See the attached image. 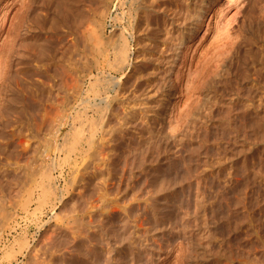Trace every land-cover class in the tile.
I'll return each mask as SVG.
<instances>
[{
	"label": "rangeland",
	"instance_id": "1",
	"mask_svg": "<svg viewBox=\"0 0 264 264\" xmlns=\"http://www.w3.org/2000/svg\"><path fill=\"white\" fill-rule=\"evenodd\" d=\"M105 1L109 3V8L101 25L102 28H90L91 30L88 31V24L91 22L89 20L95 17L96 12L100 10L101 3ZM146 1L147 4H145ZM151 1L0 0V12L6 10L9 14L6 11L0 13L1 16L8 15V18H0L2 19L0 34L4 33L2 36L6 38L10 37L11 44L7 41L13 49L11 54L13 78L11 81L14 94L11 96L10 105L18 106L20 100L17 99L25 94V103L31 109L26 105L27 110L32 111L29 116L36 114L37 116L34 117L35 119L39 117L37 119L39 123L41 116L47 114L44 116L47 117L44 122L46 126H43L45 133L39 130L40 134L37 132L38 127L33 125L37 122L36 120L24 128L27 129L26 131L20 125L9 124L12 127L16 126L15 129L18 128V130L20 127V130L26 134L22 131L18 133L10 126L8 128L3 121L0 122V207L4 205L3 215L8 216L11 213L15 215L8 216L9 221L4 216L5 228L0 227V264H25L26 258H22L21 253L34 249L38 251L42 249L41 252L43 249L56 252L53 261L46 259L45 264H264V188H260L257 184L258 178L264 176V13L261 18V13L264 11V0H259L260 2L258 0H236L235 2L239 5L246 3L247 6L244 4L243 7L247 10L242 7L241 10L245 13H241L243 11L238 10L240 7L236 3L235 9L231 12L238 10L239 17L235 19L236 22L233 21V24H230V28H225L227 30L221 28L227 27L222 26L221 23H225V20L233 14L226 12L230 9L226 8L228 0H153V4ZM206 6L211 12L204 17L205 15L201 14L200 10L204 7L206 9ZM259 7L263 9L260 12ZM255 8H257L256 11ZM248 10L252 12L249 13ZM221 11H224L223 15L218 17ZM246 11L250 17L246 15ZM196 13L203 19H200ZM195 15L198 18L195 19ZM251 15L256 16V23L261 21L257 23L260 24L259 26L254 25L256 24L255 19L252 22L254 17ZM214 17L221 21V23L218 22L219 25L221 24L218 30L214 28L216 26L214 24L218 21ZM241 19H245L246 22L251 20L249 23H254L250 24V31L248 23ZM145 22H148V25ZM239 25H244L246 28ZM168 27H171L170 31H167ZM220 28L222 30H219ZM216 31L217 34L225 31L222 34L227 35L226 37L221 33V36L217 35ZM93 35H96L95 38ZM228 35L232 37V40L228 38ZM214 36L220 37L216 39ZM233 40L236 44L232 42ZM225 41H228L227 44L230 45H227ZM223 43L228 47L222 45ZM182 50L187 51L186 61L190 66L191 75L186 70L184 74L170 76L168 68L170 57H173L174 52L177 54ZM122 53L124 55H121ZM225 57L232 59L229 60L230 62L223 63ZM210 68L220 73L216 71V74H213L215 71H212V75H207V80H205L207 82L208 79L213 78L212 83L209 80V85H206L203 81L205 85L198 86V76L202 77L207 69H209L206 73L208 74L211 72ZM222 70L226 74L225 72L223 74ZM221 72L222 75L218 76ZM213 75L217 78L216 80ZM169 77L170 82H168ZM190 79L198 83L195 84L197 87H201H195V89ZM114 85L117 92L112 89ZM187 85L193 86L194 89L187 91V87L190 88ZM135 94L137 99L132 98V100L134 102L135 99L133 104L138 103L137 106H140L138 107L139 116L137 115L140 118L133 119L128 130L123 135L115 136L114 139L117 140H113V144L111 142L108 144L109 142L99 134L102 126L100 122L103 121L105 125L107 121L103 113L107 112L106 101L111 102L112 98L116 97L117 100L113 101L111 107L120 111L119 108L125 103V98L131 95L135 97ZM221 101L225 104L230 101L228 105L226 104V109L215 107L217 105L215 102ZM61 102L63 105L60 104ZM56 110H60V113ZM255 110H258V114H254ZM49 111L51 114L58 112L55 114H61L62 118L55 114L51 115ZM79 113L88 115L90 123L85 122L84 127L80 125L81 120H77L78 130L83 127L86 131L90 129L97 131L96 135H98L95 136L92 148L88 144L80 146V141L75 150L73 149L74 152L72 150L70 154L65 149L66 145H69V141L72 143L78 139L74 137L76 135L74 128L70 124L65 125V122L70 121L71 115L78 117ZM100 114L103 120L97 124ZM52 120L55 125L57 124L56 128L60 126L61 131L60 136L58 135L54 141L49 140L46 134L48 132L47 123ZM232 130L233 132L248 131L250 134L251 131L255 132H252V138L250 136L247 145L243 147L237 145V147L229 140ZM41 137H43V142ZM108 145L117 146L111 148ZM216 146L222 148V155L215 170L209 162L213 153L218 150ZM112 149L114 152H111ZM1 150L6 151L3 153ZM39 151L46 152L47 157L45 154L42 156ZM106 151L115 157L112 158L113 155L111 156ZM96 153L97 156H95ZM89 162H92L91 165ZM106 164L111 168H108ZM28 165H31L34 172ZM101 165L104 167L102 168ZM106 169H110L108 172L116 169L112 171L113 174L116 173L115 177L111 175L112 173H109V177ZM72 172H74L73 175ZM23 174L24 177H22ZM14 176L22 178L17 180L18 178L14 179ZM107 181L109 184H112L111 182L114 184L108 185ZM28 183L30 185L26 186ZM118 185L123 189L122 194H119L121 197L117 198L123 201V203L121 201L122 205L127 206L130 212L127 218V216H122L123 213L119 214L120 209L116 210L120 216L118 214L113 216V220L109 223V235H104L105 232L96 226V229L93 227L89 231L97 233L93 232V235L86 232L88 234L86 236L80 233L75 234L70 230L66 232L60 228L63 226L61 216L64 217V215H73L72 220L78 221L79 219L80 222L81 219L84 221L86 218L88 221L89 213H91L89 219L95 221L98 211L101 213L102 210L104 216L100 214L98 218L102 216L103 218H100L105 219V214L108 215L109 210L106 203H109L107 201L111 199ZM106 187L112 189L113 193L110 191L112 193L109 194L110 196L105 194ZM13 189L21 191V194L15 192L19 197L11 192ZM45 191H48L46 192L48 195H42ZM116 196H118L117 192L112 198ZM104 200L106 203L102 204ZM8 201L11 204H8ZM12 201L16 202L15 205ZM89 206L91 209L96 208L91 210ZM85 207H87L86 211L84 209L83 211L82 208ZM103 208L108 210L105 211ZM74 210L78 211L74 212ZM70 211L75 214H71ZM132 221H137V224L139 222L140 227L137 229H142L141 233L137 229L136 231L130 228ZM125 224L127 228L130 225L129 231ZM137 232L142 236L139 237ZM76 235L79 237H75ZM91 235H97V238L91 239L92 237H89ZM129 235L133 238H128ZM79 238L83 240L80 239L81 242L87 239L86 244L81 243ZM75 244H81L78 246L80 250ZM28 258L27 263L30 261Z\"/></svg>",
	"mask_w": 264,
	"mask_h": 264
},
{
	"label": "bare ground",
	"instance_id": "2",
	"mask_svg": "<svg viewBox=\"0 0 264 264\" xmlns=\"http://www.w3.org/2000/svg\"><path fill=\"white\" fill-rule=\"evenodd\" d=\"M149 1V0H148ZM189 1V0H188ZM202 1V0H201ZM208 1V0H207ZM236 0H228V4H227V6H226V8H230V9H227L226 10V12H231L232 11V9H235V6H236V3L237 2H235ZM255 1V0H254ZM257 1V0H256ZM259 1V0H258ZM261 1V0H260ZM259 1V2H260ZM8 2H10V1H8ZM153 2V0L151 1V3ZM157 2V1H156ZM194 2H196V1H194ZM200 2V1H199ZM247 2V1H246ZM197 3V2H196ZM255 3V2H254ZM264 3V2H263ZM2 4V3H1ZM5 4V3H4ZM9 4V3H8ZM7 4V5H8ZM102 5L100 6V10H98L97 12H96V15H95V17L92 19V20H89V21H91V22H89V24H88V26H89V29H88V31L89 30H91L90 28H98V27H101V25H102V23H103V20H104V18H105V16H106V14H107V11H108V8H109V3H107V1H105V2H103V3H101ZM143 4V3H142ZM145 4H147V1H146V3ZM153 4V3H152ZM151 4V5H152ZM242 4V3H241ZM245 5H246V3H244ZM244 4H242V5H239L238 3H237V5H239V7H240V9H238L237 7H236V9H238L239 11H243V12H241V13H245L244 12V10H241V8L244 6ZM258 4V3H257ZM259 4H261V3H259ZM7 5H5V6H7ZM137 5V4H136ZM199 5H201V3L199 4ZM253 5V4H252ZM10 6V5H9ZM205 6V5H204ZM247 6V5H246ZM254 6V5H253ZM257 6V5H256ZM146 7V6H145ZM154 7H155V5H154ZM234 7V8H233ZM255 7V6H254ZM258 7V6H257ZM261 7H262V5H261ZM9 8V7H8ZM8 8H6L7 10H9ZM164 8V7H163ZM195 8V7H194ZM243 8H245V7H243ZM242 8V9H243ZM253 7H251V9H252ZM260 8V7H259ZM258 8V9H259ZM4 9V8H3ZM154 9V8H153ZM156 9V8H155ZM154 9V10H155ZM196 9V8H195ZM197 9H199L198 7H197ZM246 9V8H245ZM256 9L257 8H255V11H256ZM192 10V9H191ZM191 10H190V12H191ZM238 10H236L234 13L233 12H231V16L230 17H228V19L227 20H225V23L224 22H222L221 23V21L220 20H218L219 18H216V17H214V18H216L218 21H216V24H214V25H216L214 28L216 29V30H218V28H219V26L221 27V24H222V26H227V27H221V28H223V29H225V28H230V26L233 24V21H235L236 22V18H238L239 17V11ZM247 10V9H246ZM261 10H263L262 8H260L259 9V12L261 11ZM6 11V10H5ZM5 11L3 10V11H1L2 13L4 12L5 13ZM11 11V10H10ZM249 11V10H248ZM251 11V10H250ZM250 11H249V13H250ZM254 11V10H253ZM254 11V12H255ZM258 11V10H257ZM0 12V13H1ZM151 12V11H150ZM156 12V11H155ZM160 12V11H159ZM168 12V11H167ZM193 12V11H192ZM199 12V11H198ZM210 12H211V10L209 9L208 10V7L206 6V9H205V7H204V9L203 8H201V10H200V13L201 14H203V15H205L204 17H206L207 15H209L210 14ZM218 12V11H217ZM224 12V11H223ZM222 11L220 12V14H219V16L218 17H221L223 14ZM252 12V11H251ZM258 12V13H259ZM6 13H7V11H6ZM14 13V12H13ZM148 13V12H147ZM146 13V14H147ZM153 13V12H152ZM164 13V12H163ZM241 13H240V16H241ZM248 13V15H249V17H250V14ZM264 13V11L261 13V18H262V14ZM8 14V13H7ZM150 14V13H149ZM190 14V13H189ZM197 14V13H196ZM226 14V13H225ZM255 14V13H254ZM9 15V14H8ZM8 15L6 16H4V14L1 16V14H0V18H2V17H7L8 18ZM11 15H13V14H11ZM92 15H94V13L92 14ZM139 15V14H138ZM193 15V14H192ZM191 15V16H192ZM198 15V14H197ZM245 15V14H244ZM243 15V16H244ZM246 15H247V11H246ZM247 15V16H248ZM257 15V14H256ZM259 15V14H258ZM144 16H146L145 14H144ZM199 16V18H200V15H198ZM198 16H196L195 15V19H196V17L198 18ZM247 16H244V17H246V18H248L249 19V17H247ZM152 17V16H151ZM154 17V16H153ZM152 17V18H153ZM190 17V16H189ZM224 17V16H223ZM243 17V18H244ZM251 17H254V18H252V22L254 21L253 19H255V17L256 16H252L251 15ZM259 17V16H258ZM242 18V17H241ZM260 18V19H261ZM3 19V18H2ZM1 19V20H2ZM12 19V18H11ZM140 19H142V18H140ZM147 19V18H146ZM149 19V18H148ZM163 19V18H162ZM200 19H203V17L202 18H200ZM224 19H226V18H224ZM251 19V18H250ZM259 19V18H258ZM1 20H0V22H1ZM187 20V19H186ZM194 20V19H193ZM199 20V19H198ZM208 20V19H207ZM221 20H222V18H221ZM241 20H245V19H241ZM263 20H264V15H263ZM262 20V21H263ZM4 21V20H3ZM2 21V22H3ZM148 21V20H147ZM196 21V20H195ZM200 21V20H199ZM198 21V22H199ZM203 21V20H202ZM209 21V20H208ZM238 21H240V20H238ZM249 22L251 21V20H248ZM141 22V21H140ZM144 22V21H143ZM151 22H152V20H151ZM163 22H164V20H163ZM162 22V23H163ZM215 22V21H214ZM218 22L219 23H221L220 25L218 24ZM234 22V23H235ZM241 22V21H240ZM245 23H248V27H249V31H250V27H251V25L250 24H254V23H249V22H246V20L244 21ZM255 23H256V19H255V21H254ZM261 23V21H257V23ZM11 23V22H10ZM148 23V22H147ZM146 22H145V24H147ZM187 23V22H186ZM200 23V22H199ZM209 23H211V22H209ZM254 24L255 26L256 25H260V24ZM264 23V22H263ZM152 24V23H151ZM154 24V23H153ZM157 24V23H156ZM194 24V23H193ZM196 24V23H195ZM202 24V23H201ZM200 24V25H201ZM224 24V25H223ZM231 24V25H230ZM237 24V23H236ZM2 25H3V23H2ZM10 25V27H11V24H9ZM148 25V24H147ZM162 25V24H161ZM184 25V24H183ZM203 25V24H202ZM228 25H229V27H228ZM244 25H247V24H244ZM244 25H239V26H241V27H243ZM250 25V26H249ZM253 25V26H254ZM144 26H146V25H144ZM143 26V27H144ZM180 26V25H179ZM209 26V25H208ZM238 25H236V27H237ZM261 26H263V25H261ZM3 26H1V28H2ZM141 26L139 25V28H140ZM152 27V26H151ZM156 27V26H155ZM164 27V26H163ZM206 27H207V25H206ZM205 27V28H206ZM210 27V26H209ZM245 27V26H244ZM243 27V28H244ZM8 29H10L9 27H7ZM102 28V27H101ZM145 28V27H144ZM143 28V29H144ZM153 28V27H152ZM195 28V27H194ZM213 28V27H212ZM219 29V30H222V29ZM239 28V27H238ZM246 28V27H245ZM264 28V27H263ZM99 29V28H98ZM169 29H171V27L169 28L168 27V29H167V31L169 30ZM173 29V28H172ZM197 29V28H196ZM208 29V28H207ZM206 29V30H207ZM211 29V28H210ZM215 29H214V31H215ZM232 29V28H231ZM230 29V30H231ZM252 29V28H251ZM254 29V28H253ZM0 30H2V29H0ZM95 30V33H96V29H94ZM161 30V29H160ZM225 30H227V29H225ZM243 30H245V29H243ZM247 30V29H246ZM9 31V30H8ZM139 31V30H138ZM143 31V30H142ZM166 31V30H165ZM170 31V30H169ZM172 31V30H171ZM188 31V30H187ZM233 31H236V30H233ZM101 32V31H100ZM152 32V31H151ZM154 32V31H153ZM160 32V31H159ZM223 32V31H222ZM222 32L220 31V32H218V34H217V31H216V33L215 34H217V35H219L220 33L222 34ZM225 32V31H224ZM223 32V33H224ZM227 32H229V31H227ZM1 33H2V31H1ZM13 33V32H12ZM142 33V32H141ZM167 33V32H166ZM169 33V32H168ZM171 33V32H170ZM229 33H231V32H229ZM238 33V32H237ZM254 33V32H253ZM2 34H4V33H2ZM2 34H0L1 36H0V122L2 123V121L4 122V124L5 125H7V127L8 126H10V128L12 127L11 125H9V124H14V125H20L23 129L24 128H26V127H28L29 125H31V122H32V124H33V122H34V120H36L37 121V119L39 118H37V119H35L36 117H34L33 115H30L29 116V114H30V112L32 113V111H30V112H28V110H27V103H25V101H26V96H25V94H22V96L19 98V99H17L18 101V106L16 105L15 106V104H13V105H10V100H11V96H13V94H14V92H13V90H12V78H13V73H12V71H13V64H12V62H11V54H12V46H10L9 45V42H10V44H11V41H10V37L8 38H6V37H3L2 36ZM147 34V33H146ZM151 34V33H150ZM174 34V33H173ZM189 34V33H188ZM221 34H220V36H221ZM255 34V33H254ZM7 35V34H6ZM6 35H4V36H6ZM9 35H11V33H9ZM168 35H170V34H168ZM205 35V34H204ZM211 35V34H210ZM222 35H224L225 37H226V35L225 34H222ZM13 36V35H12ZM94 36H96V35H93V37ZM156 36H157V33H156ZM219 36V37H220ZM249 36V35H248ZM250 36H251V33H250ZM167 37V36H166ZM170 37V36H169ZM168 37V38H169ZM181 37V36H180ZM203 37V36H202ZM215 37V36H214ZM219 37H215L216 39H219ZM230 36L228 35V38H229ZM244 37H246L245 35H244ZM6 38V39H5ZM12 38V37H11ZM95 38V37H94ZM160 38V37H159ZM163 38V37H162ZM167 38V39H168ZM178 38V37H177ZM191 37H189V39H190ZM207 38V37H206ZM228 38H226V39H228ZM143 39V38H142ZM161 39V38H160ZM230 39L232 40V37H230ZM9 42H8V41ZM236 40H237V38H236ZM250 40V39H249ZM155 41V40H154ZM171 41V40H170ZM219 41V40H218ZM222 41H223V39H222ZM229 41V40H228ZM228 41H225L226 42V44H227V42ZM142 42V41H141ZM143 42H144V40H143ZM230 42V41H229ZM232 42H234V40L232 41ZM145 43V42H144ZM176 43V42H175ZM235 44H236V42H234ZM191 44V43H190ZM225 44V45H226ZM233 44V43H232ZM234 44V45H235ZM145 45V44H144ZM149 45V44H148ZM155 45V44H154ZM163 45V44H162ZM221 45V44H220ZM222 45H224V43L222 44ZM224 45V46H225ZM227 45H230V44H227ZM226 45V47H228ZM178 46V45H177ZM223 46V47H224ZM233 46V45H232ZM154 47V46H153ZM156 47V46H155ZM189 47V46H188ZM145 48V47H144ZM216 48H217V46H216ZM241 48V47H240ZM175 49V48H174ZM220 49V48H219ZM224 49H226L225 47H224ZM224 49H222V50H224ZM233 49H235V48H233ZM161 50H162V48H161ZM186 50V49H185ZM228 50V49H227ZM164 51V50H163ZM175 51V50H174ZM184 50H182V51H178V53L177 54H175V52H174V54H173V57H170V59L171 60H169L170 61V66L168 67L169 68V75L170 76H174V75H181V74H184V72L187 70V72H188V74L189 75H191L190 73H191V69L189 68L190 66H188V63H187V59H186V57H187V51L185 52H183ZM195 51V50H194ZM226 51V50H225ZM146 52V51H145ZM161 52V51H160ZM177 52V51H176ZM224 53V52H223ZM226 53H228V52H226ZM233 53V52H232ZM167 54V53H166ZM230 54V53H229ZM121 55H124V53H122ZM191 55V54H190ZM225 56V55H224ZM231 56V55H230ZM143 57V56H142ZM190 57H193V56H190ZM223 57V56H222ZM222 57H219V58H222ZM228 57V56H227ZM232 57V56H231ZM235 57V56H234ZM117 58V57H116ZM121 58V57H120ZM144 58V57H143ZM226 58V57H225ZM140 59H141V57H140ZM168 59V58H167ZM191 59V58H190ZM230 59H232V58H230ZM230 59H225V60H227V61H222L223 63H225V62H230L229 60ZM117 60V59H116ZM208 60V59H207ZM206 60V61H207ZM165 61V60H164ZM233 61V60H232ZM231 61V62H232ZM119 62V61H118ZM213 62V61H212ZM220 63H222L221 61H219ZM117 64V63H116ZM127 64V63H126ZM129 64H131V63H129ZM207 64V63H206ZM206 64H205V67H206ZM210 64V63H209ZM214 64V63H213ZM233 64V63H232ZM211 65V64H210ZM225 65V64H224ZM226 65H227V63H226ZM214 66H215V64H214ZM219 66V65H218ZM136 67V66H135ZM193 67V66H192ZM216 67V69H218L219 70V68L217 67V65L215 66ZM207 68V67H206ZM209 68V67H208ZM213 68V67H212ZM212 68H210L211 69V72H209L208 74H206L207 72H208V70L209 69H207L206 70V73L201 77L200 75L198 76V78H199V80H197V82L199 83H196L195 82V80H192L191 81V79H190V81L194 84L193 86H194V88L196 87V88H200L201 86H202V84H204L203 83V81H205V80H207V78L206 77H208L207 75H212V71H215V70H212ZM195 69V68H194ZM214 69V68H213ZM196 70V69H195ZM198 70V69H197ZM218 70H216L218 73H220ZM216 71H215V73L213 72V74H216ZM223 71V70H222ZM195 72V71H194ZM224 72L225 71H223V74H224ZM75 73V72H74ZM202 73H204V72H202ZM258 73V72H257ZM260 73V72H259ZM225 74H226V72H225ZM165 75V74H164ZM188 75V76H189ZM220 75H222V72H221V74H219L218 76H220ZM133 76V75H132ZM176 76V77H177ZM214 76V75H213ZM217 76V75H216ZM215 77V76H214ZM222 77V76H221ZM223 77H224V75H223ZM166 78V77H165ZM194 78V77H193ZM192 78V79H193ZM197 77H196V79H198ZM210 78V77H209ZM211 78H212V76H211ZM127 79H129L128 77H127ZM195 79V78H194ZM213 79V78H212ZM212 79H208V81L210 80L211 81V83H212ZM215 80L217 79L216 77L214 78ZM98 80V79H97ZM164 80V79H163ZM170 77H169V81L168 82H170ZM221 80V79H220ZM219 80V81H220ZM81 81H82V79H81ZM81 81H79V82H81ZM127 81V80H126ZM165 81H167L166 79H165ZM208 81L206 82L205 81V83H206V85H209L208 84ZM214 81V80H213ZM259 81V80H258ZM262 81V80H261ZM128 82V81H127ZM190 82V83H191ZM202 82V83H201ZM264 82V81H263ZM163 83V82H162ZM201 83V84H200ZM210 83V82H209ZM222 83V82H221ZM81 84V83H80ZM164 84H165V82H164ZM195 84H198V86L199 85H201L200 87H197V85H195ZM252 84V83H251ZM261 84V83H260ZM161 85V84H160ZM170 85V84H169ZM192 85V84H191ZM205 85V84H204ZM126 86V85H125ZM163 86V85H162ZM187 86H189L190 88H188L187 87V91H189L191 88L192 89H194L193 88V86H190V85H187ZM93 87V86H92ZM113 88V91L114 92H117V89L115 88V85L114 86H112ZM118 87V86H117ZM81 88V87H80ZM131 88V87H130ZM163 88V87H162ZM195 88V89H196ZM204 88V87H203ZM90 89V88H89ZM192 89L190 90V91H192ZM111 90V89H110ZM129 90V89H128ZM89 91V90H88ZM93 91V90H92ZM112 91V90H111ZM143 91V90H142ZM194 91V90H193ZM264 91V90H263ZM90 92V91H89ZM96 92H98V91H96ZM257 92V91H256ZM102 93V92H101ZM103 93H105V91L103 92ZM127 93V92H126ZM95 94V93H94ZM97 95H98V93H96ZM117 94V93H116ZM131 94V93H130ZM133 94V93H132ZM146 94V93H145ZM254 94V93H253ZM45 95V94H44ZM65 95H67V94H65ZM106 95V94H105ZM115 95V94H114ZM125 95V94H124ZM47 96V95H46ZM96 96V95H95ZM108 96H109V93H108ZM116 96V95H115ZM126 96V95H125ZM129 96V95H128ZM132 96V95H131ZM130 96V97H131ZM40 97V96H39ZM44 97V96H43ZM42 97V98H43ZM50 97V96H49ZM67 97H69V96H67ZM103 97V96H102ZM127 97V98H125V100H124V102L125 103H123V104H121V106H120V108H119V110L120 111H118V109H117V111L116 110H114L113 109V107H111L112 105V103H113V101H116L117 99H116V97H113L112 98V101L110 102H108L107 103V101H106V106H105V109H106V111L107 112H103L104 113V115H105V117L106 118H104V119H107V121H106V123H105V125H104V123H103V121L102 122H100V120H103V117H102V119H101V114L99 115L100 116V118L99 119H97V120H99L98 122H97V124L100 122L101 124H102V126L100 127V136L103 138V139H106L109 143L108 144H110V142L112 143L113 142V140H117V139H114L115 138V136H117L118 134H122L123 135V133H125L127 130H128V128H129V125H130V122H132V120L133 119H139L138 118V107H140V106H137L138 105V103H137V105L136 104H133V103H135V99H134V102H133V100H132V98H136L137 96H136V94H135V97L133 96V97ZM150 97V96H149ZM168 97V96H167ZM41 98V97H40ZM171 98V97H170ZM39 99V98H38ZM116 99V100H115ZM137 99V98H136ZM56 100V99H55ZM54 100V101H55ZM70 100V99H69ZM68 100V101H69ZM104 100V99H103ZM102 100V101H103ZM110 100V99H109ZM165 100V99H164ZM43 101V100H42ZM58 101V100H57ZM94 101V100H93ZM105 101V100H104ZM137 102H138V100H136ZM232 101V100H231ZM52 102V101H51ZM118 102V101H117ZM228 102V101H227ZM260 102H261V99H260ZM12 103H14V102H12ZM16 103V102H15ZM54 103V102H53ZM73 103V102H72ZM84 103V102H83ZM89 103V102H88ZM103 103V102H102ZM142 103H144V102H142ZM217 103V105H215V107H217V108H219V109H221V108H223V107H225V106H227L229 103H230V101L228 102V104L226 105L223 101H221V102H215V104ZM17 104V103H16ZM59 104V103H58ZM60 104H62V102L60 103ZM68 103H66V105H67ZM86 104V103H85ZM27 105V106H26ZM63 105V104H62ZM65 105V106H66ZM84 105V104H83ZM141 105V104H140ZM144 105V104H143ZM53 105H51V107H52ZM56 106H58V105H56ZM55 106V107H56ZM145 106V105H144ZM258 106V105H257ZM59 107V106H58ZM68 107V106H67ZM73 107H75V106H73ZM97 107V106H96ZM103 107V106H102ZM119 107V106H118ZM151 107V106H150ZM230 107V106H229ZM28 108H29V106H28ZM53 108V107H52ZM57 108V107H56ZM83 108V107H82ZM99 109H100V107H98ZM147 108V107H146ZM30 109V108H29ZM84 109V108H83ZM225 109H226V107H225ZM259 109V108H258ZM31 110V109H30ZM47 110V109H46ZM45 110V111H46ZM60 110H61V107H60ZM59 110V111H60ZM63 110V109H62ZM61 110V111H62ZM66 110V109H65ZM80 110V109H79ZM88 110V109H87ZM92 110V109H91ZM52 112H53V109L51 110ZM56 111H58V110H56ZM58 111V112H59ZM73 111V110H72ZM102 111H104L103 109H102ZM140 111V110H139ZM47 112H48V110H47ZM46 112V113H47ZM57 112V113H58ZM63 112V111H62ZM75 112V111H74ZM83 112V111H82ZM96 112V111H95ZM147 112H148V110H147ZM258 112V110H255V112H254V114H258L257 113ZM49 113H50V111H49ZM48 113V114H49ZM56 113V112H55ZM55 113H52L53 115L55 114ZM56 113V114H57ZM60 113V112H59ZM65 113V112H64ZM63 113V115H65ZM97 113V112H96ZM100 113H102V112H100ZM106 113V114H105ZM45 114V113H44ZM51 114V113H50ZM49 114V115H50ZM51 114V115H52ZM55 114V115H56ZM67 114V113H66ZM40 115V114H39ZM45 115H47V114H45ZM45 115H42L41 116V120H39V123H38V121L37 122H35L33 125H35L36 127H38V129H37V132L40 130L41 131V133H42V131L44 130L43 129V126H44V122L46 121L45 120V118H47V117H44ZM50 115V116H51ZM61 115V114H60ZM60 115H56V116H59V117H61ZM62 115V116H63ZM86 115V114H85ZM84 114L83 115H80V113H79V115H77L78 117H76L75 118V116L73 117L72 115L70 116V114H69V118H70V121H68L67 123L65 122V125L67 124H70L71 126H72V128H74V132H75V134L76 135H74V137L76 136V138L78 139V140H76L75 138H73L74 140H76L75 142L73 141L72 143L69 141V145H66L65 143V145H66V150H67V152L69 151H72L73 149L75 150V147H77V145L79 144V142H80V146H84V144L85 145H89L90 146V148H92L91 146L93 145V142H94V140H95V136H97L96 135V132L95 131H91V129H90V131H86L85 129H83V127H82V129L81 128H79V130H78V127H76V122H78L77 120H81V121H79L80 122V125H82V126H84L83 124L86 122L87 123V121H88V119H89V116L88 115H86L85 116ZM103 115V116H104ZM137 117H136V116ZM141 115V114H140ZM33 116V117H32ZM37 116V115H36ZM180 116V115H179ZM65 117V116H64ZM86 117V118H85ZM184 117V116H183ZM182 117V118H183ZM34 118V119H33ZM54 118H56V117H54ZM62 118V117H61ZM60 118V119H61ZM68 118V119H69ZM181 118V119H182ZM66 119V118H65ZM49 120H50V118H49ZM48 120V121H49ZM146 120V119H145ZM61 121H63V120H61ZM67 121V120H66ZM92 121V120H91ZM181 121V120H180ZM179 121V122H180ZM183 121V120H182ZM64 122V121H63ZM89 122V121H88ZM134 122V121H133ZM137 122V121H136ZM145 122V121H144ZM148 122V121H147ZM190 122H191V120H190ZM61 123V122H60ZM59 123V124H60ZM86 123H85V125H86ZM90 123V122H89ZM88 123V124H89ZM93 123H94V121H93ZM139 123H141V122H139ZM184 123V122H183ZM193 123V122H192ZM191 123V124H192ZM3 124V125H4ZM37 124V125H36ZM96 124V123H95ZM96 124V125H97ZM135 124V123H134ZM190 124V125H191ZM47 138L49 139V140H52V141H54V139L56 140L57 139V136L59 135V133L61 132L60 130H59V127L57 126V128H56V125H55V123H54V121L52 120V121H50V123H47ZM62 125H63V123H62ZM61 125V126H62ZM133 125V124H132ZM137 125V124H136ZM144 125V124H143ZM148 125V124H147ZM193 125V124H192ZM191 125V126H192ZM34 126V128H36ZM46 126V125H45ZM44 126V127H45ZM92 126V125H91ZM95 126V125H94ZM134 126V125H133ZM146 126V125H145ZM7 127H4V128H6L7 129ZM15 127L16 126H13L12 128H14V130L17 132L18 131V133L20 132V131H22L23 133H25L23 130H20V127H19V130H18V128H16L15 129ZM30 127H32L33 128V126H30ZM85 127V126H84ZM97 127V126H96ZM135 127V126H134ZM148 127V126H147ZM9 128V127H8ZM21 128V129H22ZM92 128V127H91ZM89 128H87V130H88ZM142 129V128H141ZM146 129V128H145ZM246 130H247V128H245ZM244 129V130H245ZM25 130V129H24ZM27 130V129H26ZM25 130V131H26ZM28 130H30V128L28 129ZM36 130V129H35ZM99 130V129H98ZM188 130V129H187ZM15 131H14V133H15ZM45 131V130H44ZM43 131V133H45ZM72 131V130H71ZM85 131L87 132L86 134H85ZM143 131V130H142ZM185 131V130H184ZM1 132H3L2 130H1ZM34 132V131H33ZM36 132V133H37ZM89 132V133H88ZM135 132V131H134ZM137 132H139V131H137ZM137 132H136V134H137ZM232 132H233V130H232ZM231 132V133H232ZM252 132H255V131H251V134H252ZM9 133H11V132H9ZM28 133V132H27ZM73 133V132H72ZM71 133V134H72ZM230 133V137H229V140L232 142V143H234L236 146L238 145V146H241V147H243L248 141H249V138H250V136H251V134L248 132V131H242L241 132V130H240V132H233L232 134ZM7 134V133H6ZM26 134V133H25ZM38 134H40V132H38ZM38 134H36V136H38ZM45 134V135H46ZM70 134V135H71ZM135 134V133H134ZM151 134V133H150ZM257 134V133H256ZM0 135H1V133H0ZM4 135V134H3ZM125 135V134H124ZM6 136V135H5ZM7 136H8V134H7ZM39 136H41V135H39ZM60 136V135H59ZM4 137V136H3ZM11 137V136H10ZM136 137V136H135ZM138 137V136H137ZM140 137V136H139ZM30 138V137H29ZM45 138V137H44ZM72 138V137H71ZM125 138V137H124ZM228 138V137H227ZM251 138H252V136H251ZM6 139V138H5ZM8 139V138H7ZM41 139H42V142H43V137H41ZM40 139V140H41ZM99 139V138H98ZM28 140V139H27ZM46 141H47V139H45ZM48 140V141H49ZM228 140V139H227ZM228 140V141H229ZM20 141V140H19ZM83 141H85V143L83 142ZM139 141V140H138ZM227 141V142H228ZM27 142V141H26ZM45 142V141H44ZM50 142V141H49ZM98 142V141H97ZM12 143V142H11ZM18 143V142H17ZM55 143V142H54ZM71 143V144H70ZM107 143V142H106ZM116 142L114 141V144H115ZM142 143V142H141ZM228 143H230V142H228ZM23 144V143H22ZM36 144V143H35ZM97 144V143H96ZM113 144V143H112ZM118 144V143H117ZM233 144V145H234ZM6 145V144H5ZM11 145H13V144H11ZM15 145V144H14ZM25 145H26V143H25ZM37 145V144H36ZM35 145V146H36ZM47 145V144H46ZM63 145V144H62ZM95 145V144H94ZM99 145V144H98ZM247 145V144H246ZM31 146H32V144H31ZM44 146V145H43ZM50 146V145H49ZM53 146V145H52ZM105 146H107V145H105ZM115 147L117 146V145H114ZM142 146V145H141ZM140 146V147H141ZM237 146V147H238ZM5 147V146H4ZM22 148L21 146H18V148ZM33 147V146H32ZM103 146L101 145V148H102ZM108 147H111L110 145H108ZM115 147H113V145H112V147L111 148H115ZM217 147V146H216ZM226 147V146H225ZM7 148V147H6ZM5 148V149H6ZM35 148V147H34ZM56 148V147H55ZM83 148V147H82ZM94 149H95V147H93ZM111 148H108V149H111ZM136 148H138L137 146H136ZM218 148V147H217ZM39 149V148H38ZM50 149V148H49ZM54 149V148H53ZM57 149V148H56ZM77 149V148H76ZM100 149V148H99ZM55 150V149H54ZM74 150H73V152H74ZM83 150V149H82ZM89 150V149H88ZM115 150V149H114ZM222 148H218V150H216L214 153H213V155L211 156V158H210V165H211V167H213V168H215L216 166H217V164H218V162H219V160H220V157H221V155H222ZM2 151V150H1ZM6 151V150H5ZM4 151V152H5ZM36 150L34 149V152H35ZM46 151V150H45ZM90 151V150H89ZM88 151V152H89ZM101 151H103V149L101 150ZM108 151H110V150H108ZM3 152V151H2ZM3 152V153H4ZM29 152V151H28ZM39 152H41V151H39ZM65 152V151H64ZM68 152V153H69ZM79 152V151H78ZM87 152V153H88ZM91 152V151H90ZM94 153L96 152V151H93ZM92 152V153H93ZM105 152V151H104ZM107 152V151H106ZM111 152H114L113 151V149L111 150ZM136 152V151H135ZM25 153V152H24ZM42 153V152H41ZM40 153V154H41ZM46 153V152H45ZM45 153H42V156H43V154H45ZM67 153V154H68ZM72 152H70V154H71ZM87 153H85V154H87ZM108 154H110L111 156L113 155L112 153H110V152H107ZM91 154V153H90ZM107 154V155H108ZM116 154V153H115ZM136 154V153H135ZM39 155V154H38ZM37 155V156H38ZM46 155V154H45ZM81 155V154H80ZM89 155V154H88ZM93 155H95V154H93ZM98 154L96 153V155L95 156H97ZM68 156V155H67ZM67 156H66V158H67ZM91 156V155H90ZM39 157H41V156H39ZM46 157H47V155H46ZM60 157V156H59ZM78 157V156H77ZM83 157V156H82ZM101 157V156H100ZM108 157H109V155H108ZM108 157H107V159H108ZM115 157V155H113V157L112 158H114ZM43 158V157H42ZM69 158H70V155H69ZM111 157L109 158L110 160L112 159ZM118 158V157H117ZM45 159V158H44ZM55 159V158H54ZM84 159V158H83ZM93 160H94V158H92ZM97 159V158H96ZM105 159V158H104ZM35 160V159H34ZM47 160V159H46ZM56 160V159H55ZM67 160V159H66ZM82 160V159H81ZM80 160V161H81ZM87 160V159H86ZM84 161V160H83ZM101 161V160H100ZM102 161H103V157H102ZM35 162V161H34ZM97 162V161H96ZM114 162V161H113ZM54 163V162H53ZM56 163V162H55ZM60 163V162H59ZM76 163V162H75ZM84 163V162H83ZM82 163V164H83ZM87 163V162H86ZM91 163L92 162H89V164L91 165ZM50 164V163H49ZM68 164V163H67ZM81 164V163H80ZM33 165V164H32ZM98 165V164H97ZM102 165H104V164H102ZM102 165H101V167H102ZM107 166H108V164H106ZM113 165H116V164H113ZM219 165V164H218ZM29 166V165H28ZM31 166V165H30ZM29 166V167H30ZM60 166V165H59ZM76 166V165H75ZM96 166V165H95ZM80 167H81V165H80ZM79 167V168H80ZM100 167V168H101ZM104 167V166H103ZM102 167V168H103ZM30 168H32V167H30ZM75 168V167H74ZM74 168H73V170H74ZM78 168V167H77ZM84 168H86V167H84ZM88 168V167H87ZM90 168L92 169V167L90 166ZM97 168V167H96ZM95 168V169H96ZM107 168V167H106ZM108 168H111L110 167V165L108 166ZM114 168H116V167H114ZM35 169V168H34ZM81 170H82V168H80ZM94 169V170H95ZM112 169H113V167H112ZM32 170H33V168H32ZM36 170V169H35ZM65 170V169H64ZM78 170V169H77ZM86 170V169H85ZM107 170V174H108V176H109V173H112V171H114V170H116V169H114V170H112L111 172H108L109 170L108 169H106ZM215 170H216V168H215ZM53 171V170H52ZM71 171V170H70ZM24 172V171H23ZM26 172V171H25ZM30 172H31V174H33V172H34V170H33V172L31 171V169H30ZM91 172V171H90ZM20 173V172H19ZM50 173V172H49ZM62 173V172H61ZM122 173H123V171H122ZM126 173V172H125ZM74 174V172H72V175ZM78 174V173H77ZM76 174V175H77ZM114 174H116V173H114ZM114 174L112 173L111 175H113L114 176ZM35 175V174H34ZM33 175V176H34ZM85 175V174H84ZM124 176L126 175V174H123ZM45 176H46V174H45ZM113 176H112V179H114L113 178ZM22 177H24V174H23V176ZM22 177H19V178H22ZM35 177V176H34ZM72 177V176H71ZM74 177H77V176H75L74 175ZM110 177V176H109ZM115 177V176H114ZM16 178H18V176H14V179H16ZM19 178L17 179V180H19ZM27 177H25V179H26ZM73 178V177H72ZM80 178V177H79ZM13 179V180H14ZM28 179V178H27ZM35 179V178H34ZM75 181H76V179L75 178H73ZM72 179V182L74 181ZM112 179L111 180H109L108 179V181H112ZM124 179V178H123ZM51 180V179H50ZM50 180H49V183H50ZM119 180V179H118ZM126 180V179H125ZM21 181V180H20ZM32 181V180H31ZM43 181V180H42ZM41 181V182H42ZM108 181H107V183H108ZM16 182V181H15ZM28 182L30 183V181H29V179H28ZM47 182V181H46ZM114 183H115V180L113 181ZM113 182H111L112 184H109L108 183V185H113L114 183ZM119 182V181H118ZM122 182V181H121ZM126 182V181H125ZM19 183H21V182H19ZM24 183V182H23ZM27 184L26 186H29L30 184ZM69 183V182H68ZM71 183V182H70ZM15 184H17V183H15ZM22 184V183H21ZM121 184V183H120ZM128 184V183H127ZM257 184L260 186V188H264V176L263 177H260V178H258V180H257ZM70 185V184H69ZM71 185H72V183H71ZM70 185V186H71ZM117 185V184H116ZM122 185H124V184H122ZM97 186H99V185H97ZM119 186V185H118ZM14 187V186H13ZM19 187V186H18ZM21 187H22V185H21ZM45 187V186H44ZM73 187V186H72ZM102 187H104V186H102ZM111 187V186H110ZM113 187V186H112ZM15 188V187H14ZM23 188V190H24V187H22ZM43 188V187H42ZM99 188V187H98ZM97 188V189H98ZM101 188V187H100ZM114 188V187H113ZM117 189H116V191L114 190L113 192L111 191L112 189L111 188H109V187H106V189L104 190V188H103V190L104 191H106V193L105 194H108V196H110L109 194H112L113 196L115 195V192H117V194H118V196H116V198H112L111 197V199H109V201H107V202H109V203H106V201L104 200V201H102V204H104L103 202H105L106 204H108L107 205V207L109 208V210H108V215L107 214H105V219H101V218H103L102 216H100L99 218H98V216L100 215V214H102V210H101V213H99V211H98V216H97V219L94 221L93 219L92 220H90L89 219V217H91V213H89V217H88V221L86 220V219H84V221H87V222H84V221H82V219H81V221L79 222V219H78V221H76V219H74V220H72L74 217H73V215L71 216V215H69V216H66V215H64V217L63 216H61L62 217V225L63 226H61L60 228H63V230H70V231H73V233H75V234H77V233H80L81 235H83L84 236V234H85V236H86V232H90L89 230H91L93 227L96 229V227L99 229V230H102V231H104L105 232V234L104 235H109L110 233H109V223H111V221L113 220V216L115 215V214H118L119 212H117L116 210H121V212L119 213V214H124V215H122V216H127V218H128V213L130 212L129 211V209H128V207L127 206H125V205H122V203H123V201H122V203H121V201L117 198V197H121V195H119V194H122V187L121 186H119V187H116ZM125 188H128L127 186H125ZM21 189V188H20ZM47 189V188H46ZM50 189H52V188H50ZM97 189H96V191H97ZM131 189V188H130ZM16 190H18L17 188H16ZM16 190H14L13 189V191H11L12 193H19V194H21V191H16ZM27 190V189H26ZM49 190V189H48ZM99 190V189H98ZM36 191V190H35ZM58 191V190H57ZM102 191V190H101ZM110 191L112 192V193H110ZM27 192V191H26ZM48 193V191H45L42 195H44V194H47ZM99 192V191H98ZM15 193V194H16ZM53 193V192H52ZM29 194V193H28ZM54 194V193H53ZM96 194H98V193H96ZM16 195H18V194H16ZM27 195V194H26ZM48 195V194H47ZM60 195H61V193H60ZM104 195V194H103ZM32 196V195H31ZM50 196V195H49ZM55 196H56V194H55ZM57 196H58V194H57ZM102 196V195H101ZM105 196V195H104ZM13 197V196H12ZM15 197V196H14ZM18 197H19V195H18ZM18 197H16V198H18ZM124 197V196H123ZM11 198V197H10ZM32 198V197H31ZM48 198V197H47ZM46 198V199H47ZM138 198V197H137ZM22 199V198H21ZM30 199V198H29ZM34 199V198H33ZM50 199V198H49ZM97 199V198H96ZM120 199H122V198H120ZM124 199V198H123ZM8 200V199H7ZM25 200V199H24ZM103 200V199H102ZM14 201V200H13ZM12 201V203L14 204V203H16V202H13ZM18 201V200H17ZM20 201V200H19ZM55 201V200H54ZM124 201H126V200H124ZM25 202V201H24ZM30 202V201H29ZM28 202V203H29ZM42 202V201H41ZM100 202H101V200H100ZM10 202L8 201V204H9ZM27 203V204H28ZM7 204V205H8ZM11 204V203H10ZM65 204V203H64ZM92 204H93V202H92ZM91 204V205H92ZM102 204H100V205H102ZM125 204V203H124ZM6 205V206H7ZM15 205V204H14ZM13 205V206H14ZM9 206V205H8ZM22 206V205H21ZM65 206V205H64ZM103 206V205H102ZM106 205H104V207H105ZM4 207V205H2V208ZM107 207H105V208H107ZM132 207V206H131ZM1 207H0V227H3L5 224H6V222L4 221V216L6 217V220H8L9 219V217L8 216H15V215H13L12 213V215L10 214V215H3L4 213H5V209L3 210ZM74 209H75V207H73ZM78 208V207H77ZM76 208V209H77ZM87 207H85V208H82V210L84 209H86ZM89 208H90V206H89ZM96 207H92V209H95ZM105 208H103V210H105ZM43 209V208H42ZM79 209V208H78ZM91 209V208H90ZM91 209V210H92ZM97 209H98V207H97ZM131 209V208H130ZM15 210V209H14ZM13 210V211H14ZM62 210V209H61ZM73 210V209H72ZM71 210V211H72ZM80 210H81V208H80ZM83 210V211H84ZM87 210H89V209H87ZM107 210H105V211H107ZM24 211V210H23ZM60 211V210H59ZM70 211V213L72 214L73 212H71ZM78 210H74V212H77ZM83 211H82V213H83ZM86 211V210H85ZM104 211V212H105ZM7 212V211H6ZM61 213H64V212H61ZM81 213V212H80ZM80 213H78V214H80ZM94 213H95V211H94ZM94 213H92V214H94ZM73 214H75V213H73ZM118 214V215H119ZM81 215V214H80ZM103 215V214H102ZM107 215V216H106ZM130 215H132L131 213H130ZM34 216V215H33ZM58 216V215H57ZM104 216V215H103ZM120 216V215H119ZM78 217V216H77ZM80 217H83V216H80ZM86 217V216H85ZM92 217H93V215H92ZM112 217V218H111ZM60 218V217H59ZM76 218V217H75ZM96 218V215H95V217H94V219ZM127 218H125V219H127ZM131 218V217H130ZM148 219V218H147ZM10 220V219H9ZM8 220V221H9ZM132 220V219H131ZM130 220V221H131ZM135 220H136V218H135ZM7 221V222H8ZM122 221H124V220H122ZM127 221H128V219H127ZM129 221V222H130ZM168 221V220H167ZM4 222H5V224H4ZM137 221H132L131 223H132V225L130 226V225H128V228H129V226H130V228L132 227V228H134V230H136L137 228H139L140 226L138 225L139 224V222H138V224L136 223ZM165 222V221H164ZM125 223H127L128 224V222H126V220H125ZM161 223V222H160ZM154 224V223H153ZM160 225V224H159ZM162 225V224H161ZM96 226V227H95ZM169 226V225H168ZM123 227V226H122ZM125 227L127 228V226H126V224H125ZM142 227V226H141ZM4 228H5V226H4ZM59 228V227H58ZM127 228V229H128ZM129 228V229H130ZM124 229V228H123ZM122 229V230H123ZM126 229V230H127ZM129 229H128V231H129ZM62 230V231H63ZM98 230V231H99ZM133 230V229H132ZM132 230H131V232H132ZM138 230V229H137ZM136 230V231H137ZM140 230H142V229H140ZM140 230H138L139 232H140ZM61 231V232H62ZM64 231V232H65ZM96 231V230H95ZM101 231V232H102ZM125 231V230H124ZM143 231V230H142ZM149 231V230H148ZM67 232V231H66ZM69 232V231H68ZM93 232L94 231H92V232H90V233H92L93 234ZM106 232H108L107 234H106ZM111 232V231H110ZM146 232V231H145ZM95 234L97 233V232H94ZM124 233H126V232H124ZM123 233V234H124ZM130 233V232H129ZM134 233V232H133ZM133 233H131V234H133ZM141 233V232H140ZM180 233H181V231H180ZM65 234V233H64ZM70 234V233H69ZM128 234V233H127ZM182 234V233H181ZM62 235V234H61ZM67 235H68V233H67ZM88 235V234H87ZM94 235V234H93ZM137 235H138V232H137ZM146 235V234H145ZM66 236V235H65ZM72 236V235H71ZM97 235H95V236H89V237H92L91 239H93V237H95V238H97L96 237ZM100 236H101V233H100ZM139 237L140 236H142V235H138ZM75 237H79V236H75ZM88 237V238H89ZM130 237V235L128 236V238ZM132 238H133V236H131ZM131 237H130V239H131ZM134 237H135V235H134ZM138 237V238H139ZM146 237V236H145ZM85 238V237H84ZM109 238V237H108ZM137 238V239H138ZM143 238V237H142ZM25 239V238H24ZM81 238H79L78 240H80ZM90 239V238H89ZM135 239V238H134ZM82 240V239H81ZM81 240H80V242H81ZM133 240V239H132ZM143 240H146V239H143ZM83 241V240H82ZM86 241H87V239H86ZM86 241L85 242H81V243H85L86 244ZM92 241V240H91ZM91 241H90V243H91ZM135 241V240H134ZM138 241H139V239H138ZM4 242V241H3ZM72 242H74V240L72 241ZM76 242H77V240H76ZM88 242H89V240H88ZM142 242V241H141ZM145 242V241H144ZM19 243V242H18ZM54 243V242H53ZM62 243V242H61ZM65 243V242H64ZM77 243H79V242H77ZM55 244V243H54ZM57 244V243H56ZM66 244V243H65ZM70 244H72V243H70ZM142 244H144V243H142ZM147 243L145 242V245H146ZM58 245H60V244H58ZM69 245V244H68ZM76 245V244H75ZM79 245H81V244H79ZM79 245H76V247H78ZM23 246V245H22ZM25 246V245H24ZM27 246V245H26ZM30 246V245H29ZM53 246V245H52ZM57 246V245H56ZM84 246V245H83ZM91 246V245H90ZM92 246H93V244H92ZM141 246H143L144 247V245H141ZM182 246V245H181ZM28 247V246H27ZM68 247V246H67ZM71 247V246H70ZM73 247H75L74 245H73ZM75 247V248H76ZM23 248V247H22ZM35 248V247H34ZM33 248V249H34ZM60 248V247H59ZM65 248H66V246H65ZM69 248V247H68ZM75 248H73L74 249V251H75ZM49 249H51V248H49ZM52 249H54V248H52ZM13 250V249H12ZM21 250V249H20ZM42 250V249H41ZM41 250L40 251H38L37 249L35 250H26V251H24V252H22L21 253V257L22 258H26V263L25 264H45L46 262L45 261H47L48 259L50 260V262H52L53 261V258L56 256L55 254H56V252L55 251H48V249H46L47 251H44V249H43V251L41 252ZM78 250H80L79 249V247H78ZM78 250H76V251H78ZM11 251V250H10ZM9 251V252H10ZM181 251V250H180ZM21 252V251H20ZM69 252H70V250H69ZM80 252V251H79ZM59 253H60V251H59ZM82 253V252H81ZM14 254V253H13ZM65 254V253H64ZM63 254V255H64ZM74 254V253H73ZM76 254V253H75ZM77 255V254H76ZM80 255V254H79ZM8 256H10V255H8ZM58 256H59V254H58ZM62 256V255H61ZM73 256V255H72ZM71 256V257H72ZM81 256V255H80ZM29 257V258H28ZM64 257V256H63ZM77 257V256H76ZM14 258V257H13ZM27 258H28V260H30V261H32L31 263H30V261H29V263H27ZM47 259V260H46ZM111 259V258H110ZM163 260V259H162ZM161 260V261H162ZM158 261V260H157ZM159 261H160V259H159ZM158 261V262H159ZM11 262H12V260H11ZM16 264V263H15ZM48 264V263H47ZM161 264V263H160Z\"/></svg>",
	"mask_w": 264,
	"mask_h": 264
}]
</instances>
